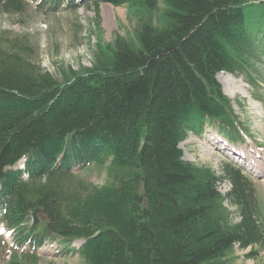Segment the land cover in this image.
I'll return each instance as SVG.
<instances>
[{"label":"trees","instance_id":"trees-1","mask_svg":"<svg viewBox=\"0 0 264 264\" xmlns=\"http://www.w3.org/2000/svg\"><path fill=\"white\" fill-rule=\"evenodd\" d=\"M90 1L98 15L101 3L139 10L136 43L116 37L91 67L58 80L23 45L0 41V211L12 238L33 248L57 239L67 249L84 240L77 252L86 264H231L235 245L263 251L251 179L230 164L216 174L184 160L179 143L214 123L236 140L237 116L216 75L256 84L264 0ZM0 2L5 12L23 7ZM159 2L154 23L145 12ZM22 157L24 169L13 168ZM106 158L119 171L114 183L67 188L72 166ZM34 208L39 226L30 223Z\"/></svg>","mask_w":264,"mask_h":264},{"label":"rangeland","instance_id":"rangeland-1","mask_svg":"<svg viewBox=\"0 0 264 264\" xmlns=\"http://www.w3.org/2000/svg\"><path fill=\"white\" fill-rule=\"evenodd\" d=\"M73 3V7L58 5L56 11H52L45 0H22L23 7L19 12H5L0 2V41L6 38L7 43L23 45L29 61L58 80H62L63 73L68 70L81 72L91 67L99 51L112 45L116 37L136 43L139 10L127 5L101 3L98 15L90 0H73ZM157 8L152 13L145 12L152 14L154 23L165 5L159 2ZM262 58L260 64H255L257 71L252 73L255 85L246 81L243 75L228 73L222 75L225 85L219 81L237 116V140H231L229 132H222L220 125L214 123L202 136L188 134L179 147L185 160L206 165L216 174H221L224 164L242 169L252 180L264 213V55ZM109 160L106 158L101 165L90 164L88 168L74 171V180L67 183V188L78 184L79 180L87 188L89 184L100 187L114 183L119 171ZM217 186L222 194L230 187L227 181L219 182ZM225 205L232 220H237L235 208L227 202ZM40 224L38 218L35 225ZM1 228L4 231H0V264H86L77 253L82 240L73 241L68 252H62L64 245L57 239H46L43 245L34 249L29 244L18 245L0 221ZM252 251L257 252L251 254ZM231 258V264H264V250L258 251V247L241 249L235 245Z\"/></svg>","mask_w":264,"mask_h":264},{"label":"bare ground","instance_id":"bare-ground-1","mask_svg":"<svg viewBox=\"0 0 264 264\" xmlns=\"http://www.w3.org/2000/svg\"><path fill=\"white\" fill-rule=\"evenodd\" d=\"M218 74H220V75H218ZM217 75V79L223 84V85H225V80H223V77H222V75H227V73L226 74H224V72H221V73H218ZM227 84L228 85H230L228 82H227ZM226 94H228V93H226ZM247 156H249V154H247Z\"/></svg>","mask_w":264,"mask_h":264},{"label":"water","instance_id":"water-1","mask_svg":"<svg viewBox=\"0 0 264 264\" xmlns=\"http://www.w3.org/2000/svg\"><path fill=\"white\" fill-rule=\"evenodd\" d=\"M37 212H39V210H38V209H34V210H33V216H36V213H37ZM35 221H36V217H35Z\"/></svg>","mask_w":264,"mask_h":264}]
</instances>
